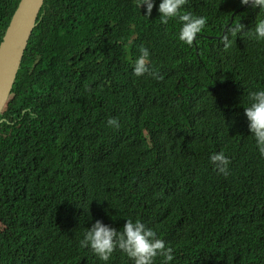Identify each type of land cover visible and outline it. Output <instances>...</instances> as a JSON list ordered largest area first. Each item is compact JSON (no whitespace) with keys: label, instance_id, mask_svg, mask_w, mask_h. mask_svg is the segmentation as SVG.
<instances>
[{"label":"trees","instance_id":"16d2710c","mask_svg":"<svg viewBox=\"0 0 264 264\" xmlns=\"http://www.w3.org/2000/svg\"><path fill=\"white\" fill-rule=\"evenodd\" d=\"M19 2L0 0V42ZM138 2L44 1L0 115V264H134L80 246L97 220L128 218L173 248L168 264H264V156L244 109L264 91V40L221 43L264 11L188 0L182 13L207 18L189 46L162 0L148 18ZM141 46L162 81L133 74Z\"/></svg>","mask_w":264,"mask_h":264},{"label":"clouds","instance_id":"9594fccd","mask_svg":"<svg viewBox=\"0 0 264 264\" xmlns=\"http://www.w3.org/2000/svg\"><path fill=\"white\" fill-rule=\"evenodd\" d=\"M187 2L188 0H162L158 11L162 24L167 25L170 19L179 20L182 25L179 39L191 46L196 40L197 34L206 26L207 18L193 15L191 12L182 13L181 9ZM240 3L242 6L251 5L253 9L259 8L260 11H264V0H240ZM142 5H146L147 8L145 17H150L154 7L153 0H139L137 5L139 9ZM241 33L253 36L257 41L264 40V20L257 22L255 28L247 32L244 31V26L240 22L227 26L221 41L224 49L227 50L232 46L231 37H236ZM149 55L147 48L143 46L139 48V56L135 60L133 74L137 77L148 76L162 81L164 77L158 71L150 69ZM249 98L252 103L244 108L248 127L256 140L261 156H264V91L251 92ZM107 123L110 127L120 128V123L116 118H109ZM210 161L220 173L225 176L229 174L228 165L230 161L224 152L213 153ZM24 193L29 192L23 190L22 194ZM31 242L33 244H44L42 239L35 237ZM80 246L88 251L91 249L100 260L105 262L109 261L117 249L126 254L134 264H155L157 257H163L164 264H168L174 259L173 248L167 246L165 241L158 238L153 229L148 228L139 219L135 222L131 218L126 219V223L120 231L97 220L90 229H87L84 239L81 238Z\"/></svg>","mask_w":264,"mask_h":264},{"label":"water","instance_id":"95a60500","mask_svg":"<svg viewBox=\"0 0 264 264\" xmlns=\"http://www.w3.org/2000/svg\"><path fill=\"white\" fill-rule=\"evenodd\" d=\"M44 1L20 0L0 42V115L11 98L13 84Z\"/></svg>","mask_w":264,"mask_h":264}]
</instances>
